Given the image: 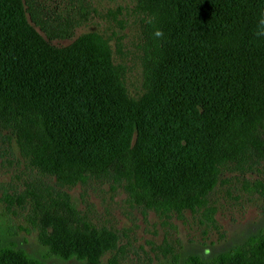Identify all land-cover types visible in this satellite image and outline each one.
I'll return each mask as SVG.
<instances>
[{"label": "trees", "instance_id": "16d2710c", "mask_svg": "<svg viewBox=\"0 0 264 264\" xmlns=\"http://www.w3.org/2000/svg\"><path fill=\"white\" fill-rule=\"evenodd\" d=\"M44 2H0V130L58 188L43 185L29 193L30 221L49 255L84 264H102L109 255L107 264H117L118 235L88 220L64 191L71 185L60 176L62 144L102 152L124 143L126 151L134 138L144 170L175 177L181 191L163 194L152 209L179 219L201 209L213 215L207 198L224 171L264 177V36L256 34L264 0H136L146 90L136 99L99 34H84L66 47L36 34L39 26L51 41L66 37L73 25L68 19L49 32L37 18L49 11ZM156 29L163 38L153 36ZM94 43L102 44L103 54ZM36 92L39 108L31 101L33 110L14 98ZM196 170L202 175L190 188L184 181ZM259 183L254 187L264 189ZM168 249L169 261L160 264H264V222L214 253ZM0 264L45 262L0 232Z\"/></svg>", "mask_w": 264, "mask_h": 264}, {"label": "rangeland", "instance_id": "374dc122", "mask_svg": "<svg viewBox=\"0 0 264 264\" xmlns=\"http://www.w3.org/2000/svg\"><path fill=\"white\" fill-rule=\"evenodd\" d=\"M44 3L49 11L38 12L37 18L49 25V32L57 33V26L68 19L73 25L66 37L55 36L50 41L39 26H35L37 35L52 46L66 47L84 34H99L107 41L113 62L123 68V82L129 96L136 99L146 92L140 48L142 24L136 12V0H45ZM48 12L49 18L45 15ZM17 26L19 30L23 28L20 24ZM20 31L31 38L26 30ZM34 40L33 37L39 49V42ZM93 46L104 53L101 43ZM18 88L10 90L28 92ZM14 98L30 110H33L31 101L39 108L37 92ZM134 144L132 138L129 150L125 151L122 143L115 150L104 148L102 152L83 147L63 149V144L60 145V176L71 185L64 191L88 220L118 235V250L114 253L117 264L166 263L171 256L168 248L173 253L182 250L214 253L241 242L264 222V189L254 187L258 182L264 186V177L254 173L222 172L207 198V207L214 211L211 217L203 209L187 212L182 219L155 211L151 203L163 194L180 193L179 184L168 174L154 177L146 172ZM208 167L207 163L205 168ZM201 175L202 170L186 175L184 184L191 188ZM43 185L58 189L53 179L44 178L29 165L8 133L0 130V232L45 264H84L51 256L40 244L38 230L30 221L29 193L38 192ZM21 196L23 202L19 199ZM109 257L106 255L102 264H107Z\"/></svg>", "mask_w": 264, "mask_h": 264}, {"label": "clouds", "instance_id": "9594fccd", "mask_svg": "<svg viewBox=\"0 0 264 264\" xmlns=\"http://www.w3.org/2000/svg\"><path fill=\"white\" fill-rule=\"evenodd\" d=\"M149 23H151V21H149ZM259 25H260V28L259 30L257 31V36H264V17H262L259 21ZM153 36L156 37V38H163L164 36V33L162 30L160 29H156L154 32H153Z\"/></svg>", "mask_w": 264, "mask_h": 264}]
</instances>
